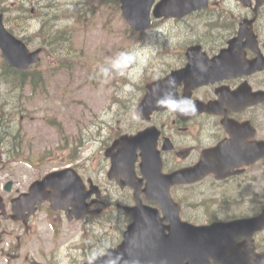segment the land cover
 Segmentation results:
<instances>
[{"label":"flooded vegetation","instance_id":"flooded-vegetation-1","mask_svg":"<svg viewBox=\"0 0 264 264\" xmlns=\"http://www.w3.org/2000/svg\"><path fill=\"white\" fill-rule=\"evenodd\" d=\"M212 6L215 7L214 22L203 25L199 39L185 40L186 35L176 28L181 33L177 36L180 40L170 55L168 45L164 72L156 71L134 97L136 113L130 126L123 123V128H109L106 134L100 131L95 140L99 144L98 153L84 157L80 152H70L55 160L51 158L49 171L36 178L64 171L63 180L70 181L71 190L80 187V180L84 184L85 200L82 195L79 198L87 206L82 218H77L75 206L78 205L53 208L49 202H43L33 214L26 211L20 220H14L11 200L20 191L16 189L14 194L11 190L4 191L5 196L0 193L5 203V212L0 215V264H13V259H19L18 253L26 245L23 239H27L32 223H46L53 233L64 229V223H79L86 227L84 232L102 228L107 235L115 228L116 236L104 251L116 248L135 220L126 208L137 205H140L138 213L155 209L161 218L157 224L144 222L138 234H146L155 226L160 236H167L168 216L152 198L154 194L147 190L150 179L141 169L142 152L149 146L152 164H161L160 183L169 175L183 172L179 178L181 183L167 188L182 221L207 225L264 219V0L257 9L255 0H210L209 7ZM167 32L169 36L173 30ZM194 46H200L198 56L191 54V58L198 60L189 63L188 52ZM186 67V72L174 77V88L166 83L159 91L167 92L169 102L179 103L178 98H187L190 103L180 105L187 115L165 108L142 112L140 107L147 84ZM141 134L139 142L126 138ZM124 150H134L132 171L126 168L114 171ZM28 162L36 166L30 159ZM50 189L48 186L47 190ZM84 205L79 213L84 211ZM194 208L202 211L197 219L205 220H190L194 219ZM14 236L20 246L16 251L15 241L12 243ZM90 253L91 257L81 264L92 260L94 252ZM168 258L169 255L155 256L151 264H163L162 259L168 264ZM208 261L210 264H264V220L259 228L232 230L227 235L222 256L217 262L212 258ZM182 262L188 263V258Z\"/></svg>","mask_w":264,"mask_h":264},{"label":"rangeland","instance_id":"rangeland-1","mask_svg":"<svg viewBox=\"0 0 264 264\" xmlns=\"http://www.w3.org/2000/svg\"><path fill=\"white\" fill-rule=\"evenodd\" d=\"M115 1L0 0L1 7L8 9L6 27L31 50L42 49L40 62L27 70L23 88L11 94L5 92V85L0 89L6 110L2 123L14 134L6 135L2 126L1 194L8 181L13 182V194L26 189L49 171L53 157L78 151L84 157L98 153L95 140L100 131L106 134L109 128L131 125L135 96L156 71L164 72L168 45L170 55L181 33L185 40L199 39L203 22L213 19L195 14L181 22L162 18L146 31H132ZM168 29L173 30L169 36ZM38 72L46 76L44 84L34 82ZM28 159L36 166L29 165ZM201 212L194 208L190 220H205L197 219ZM31 225L23 239L26 245L13 264H81L91 257L90 252H103L116 236L115 228L108 235L97 227L84 232L86 227L79 223H64L65 228L56 233L46 223ZM15 238L14 251L20 249Z\"/></svg>","mask_w":264,"mask_h":264},{"label":"water","instance_id":"water-1","mask_svg":"<svg viewBox=\"0 0 264 264\" xmlns=\"http://www.w3.org/2000/svg\"><path fill=\"white\" fill-rule=\"evenodd\" d=\"M119 0L123 17L130 27L135 31H144L151 28L152 17L159 19L162 17L181 18L188 13L206 8L209 0ZM246 2L247 0H242ZM263 0H256L255 8L257 9ZM200 46L192 47L188 52L189 63H195L196 58H191V54L198 56L197 50ZM0 49L7 64L19 70L28 69L32 64L40 61L41 48L30 50L28 46L9 30L6 29L3 22V14L0 13ZM196 51V52H195ZM187 68L175 70L165 79L155 81L148 86L146 99L144 104H148L151 100L153 108L161 107L157 104L160 100L166 106L169 95H164L156 90L161 85L166 84L171 77H180L187 71ZM163 87V86H162ZM155 92V93H154ZM152 103V102H151ZM151 147L145 148L142 154V171L150 179L147 190L154 195L152 198L159 202L160 206L165 210L168 216L167 236H160L158 230L154 226L147 231L146 234L139 235V226L145 223L157 224L161 219L157 211L149 209L138 213L140 205L130 209L134 221L128 226L124 233V240L118 246L121 254L115 250L111 254L100 257L97 264H151L155 256L169 255L168 264H183V259L188 258L186 264H209L208 258L217 260L222 256L224 248L227 246V235L236 228H246L250 223L253 227L261 219L238 220L233 222H215L208 225H192L182 222L178 217V208L173 204L168 194V186L174 184L177 174L169 175L159 181V162L153 165V158L150 156ZM134 163V150H124L119 160L115 163V170L126 168L132 171ZM114 166V164H113ZM156 169V170H154ZM112 171V172H114ZM64 172L50 173L44 180L34 183L30 189V193L21 195V197L13 200L14 210L19 212L16 217L24 210L25 205L31 208L44 200H48L54 207H60L65 201V195L73 193L69 184L70 181H64ZM51 185L52 191H44ZM11 182H8L6 189H10ZM25 204V205H23ZM1 207V206H0ZM166 219V217H165ZM248 222V223H246ZM168 242V243H167ZM163 264L167 261L162 259ZM153 264V263H152Z\"/></svg>","mask_w":264,"mask_h":264},{"label":"trees","instance_id":"trees-1","mask_svg":"<svg viewBox=\"0 0 264 264\" xmlns=\"http://www.w3.org/2000/svg\"><path fill=\"white\" fill-rule=\"evenodd\" d=\"M115 1V0H114ZM116 2V1H115ZM1 2H0V12H8L6 7H1ZM36 75L34 82L42 80V76L39 74ZM28 71H18L15 69L10 68L4 60L0 62V89L1 86L3 85L6 86V91L7 94L14 93L15 91H18L19 89L23 88L24 85L27 83V76H28ZM6 94V95H7ZM2 96L0 94V134L4 133L5 131L2 130V126L5 128L7 126V123H2V120L6 116V110H5V105L2 103ZM6 129V128H5ZM6 135H14L8 132L6 129ZM1 139V137H0ZM18 147V146H17ZM14 150H18L17 148H14Z\"/></svg>","mask_w":264,"mask_h":264},{"label":"clouds","instance_id":"clouds-1","mask_svg":"<svg viewBox=\"0 0 264 264\" xmlns=\"http://www.w3.org/2000/svg\"><path fill=\"white\" fill-rule=\"evenodd\" d=\"M121 56H127L128 54L127 53H121L120 54ZM175 78L174 77H171L167 84H168V87L169 88H174L175 87ZM172 95V94H171ZM173 97H175L174 95H172ZM178 101L179 103H177L175 100L174 101H171L169 103H167L166 106L163 105V102L158 100L157 101V104L163 108H165L166 110L170 111V112H173V113H176V112H179V114L181 115H187L186 112H184L181 108H180V105L182 104H186V103H190V101L187 99V98H178Z\"/></svg>","mask_w":264,"mask_h":264},{"label":"bare ground","instance_id":"bare-ground-1","mask_svg":"<svg viewBox=\"0 0 264 264\" xmlns=\"http://www.w3.org/2000/svg\"><path fill=\"white\" fill-rule=\"evenodd\" d=\"M254 17H255V16H254ZM253 21H254V20H253ZM227 22H228V21H227ZM253 24H254V23H253ZM251 28H252V27H251ZM251 28H250V30H251ZM247 30H248V29H247ZM228 255H230V254H228ZM225 256H226V255H225ZM229 257H231V256H229ZM229 257H228V258H229Z\"/></svg>","mask_w":264,"mask_h":264}]
</instances>
